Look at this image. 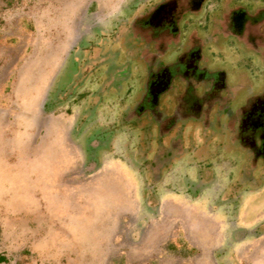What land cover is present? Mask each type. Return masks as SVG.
Wrapping results in <instances>:
<instances>
[{
  "label": "rangeland",
  "instance_id": "374dc122",
  "mask_svg": "<svg viewBox=\"0 0 264 264\" xmlns=\"http://www.w3.org/2000/svg\"><path fill=\"white\" fill-rule=\"evenodd\" d=\"M126 1L0 0V256L6 264H264V236L256 238L264 186L238 211L170 194L149 212L127 161L109 156L87 170L72 117L43 109L82 22ZM262 60L213 67L232 88L220 113L211 106L226 144L237 137L238 108L264 95Z\"/></svg>",
  "mask_w": 264,
  "mask_h": 264
},
{
  "label": "flooded vegetation",
  "instance_id": "af4514ba",
  "mask_svg": "<svg viewBox=\"0 0 264 264\" xmlns=\"http://www.w3.org/2000/svg\"><path fill=\"white\" fill-rule=\"evenodd\" d=\"M263 57L264 0H127L82 22L43 109L72 117L87 170L109 156L127 161L147 211L170 194L238 211L264 186V95L238 108L226 144L211 106L218 112L232 88L213 67L253 69Z\"/></svg>",
  "mask_w": 264,
  "mask_h": 264
},
{
  "label": "trees",
  "instance_id": "16d2710c",
  "mask_svg": "<svg viewBox=\"0 0 264 264\" xmlns=\"http://www.w3.org/2000/svg\"><path fill=\"white\" fill-rule=\"evenodd\" d=\"M1 263H6V259L4 257H2V256H0V264Z\"/></svg>",
  "mask_w": 264,
  "mask_h": 264
},
{
  "label": "crops",
  "instance_id": "0c3cea01",
  "mask_svg": "<svg viewBox=\"0 0 264 264\" xmlns=\"http://www.w3.org/2000/svg\"><path fill=\"white\" fill-rule=\"evenodd\" d=\"M74 40V39H73ZM73 42V41H72ZM262 236H264V235H261V236H258V237H256V238H261ZM1 264H6V263H1Z\"/></svg>",
  "mask_w": 264,
  "mask_h": 264
}]
</instances>
